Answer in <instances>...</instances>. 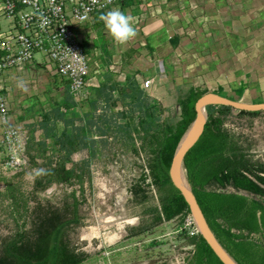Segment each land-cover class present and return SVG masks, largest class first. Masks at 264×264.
<instances>
[{
    "label": "rangeland",
    "instance_id": "obj_1",
    "mask_svg": "<svg viewBox=\"0 0 264 264\" xmlns=\"http://www.w3.org/2000/svg\"><path fill=\"white\" fill-rule=\"evenodd\" d=\"M138 1L142 7H149L145 11L140 8L139 16L134 11ZM180 1L127 0L130 2L127 8L121 10L118 5L114 9L125 15L137 13L141 19L134 18L133 26L138 32V23L151 18L159 7L164 13L179 17ZM147 11L151 14L146 15ZM93 28L90 36H84L83 44L95 59L104 53V43L110 35L107 32L99 35L100 30ZM139 34L144 37L140 31ZM126 47L120 45L118 49L123 51ZM3 80L8 98L7 129L15 136L14 142L0 141V237L14 231V217L17 224L28 228L36 205H60L63 200L69 201L67 195L73 190L79 201V213L84 215L83 224L69 234L71 243L87 255L80 264H159L185 254L192 247L182 217L150 226L138 221L144 209L156 204V188L148 172V154L135 147V142L138 146L141 143V134L135 130L140 113L130 111L122 97L114 91L91 94L84 89L83 101L76 104L80 118L74 119L72 126H65L52 109L67 110L73 104L66 87L50 72L42 69L7 72ZM157 107L153 103V116L158 113ZM222 122L252 161L264 163V110L239 114L231 108L224 112ZM119 124L129 130L130 138L122 136ZM61 129L71 130L74 136L73 149L67 157L62 147L66 149L69 145ZM54 165L72 170L69 182H51L44 189L36 188L34 180L41 176L35 177L34 170ZM3 179L14 193L10 202L1 195ZM261 200L264 202V198ZM112 234L115 236L108 241Z\"/></svg>",
    "mask_w": 264,
    "mask_h": 264
},
{
    "label": "trees",
    "instance_id": "obj_2",
    "mask_svg": "<svg viewBox=\"0 0 264 264\" xmlns=\"http://www.w3.org/2000/svg\"><path fill=\"white\" fill-rule=\"evenodd\" d=\"M129 4L123 0V6ZM100 15L101 12L94 15V27L102 24ZM177 41L178 38L173 37L172 45ZM63 86L73 108L54 107L52 110L65 126H72L73 120L80 118L76 110L78 103L70 95L67 82ZM243 87V84L238 87V95ZM141 88L133 72L124 83L113 81L110 73H106L102 82L90 87L89 91L91 94L114 91L124 99L130 111L140 113L135 130L141 134L142 149L149 156L147 167L158 202V206L150 205L145 209L152 214L150 226L189 213L182 196L169 182L167 170L176 144L193 120V103L206 89L177 87L178 118L159 124L158 115L153 116L155 102ZM204 108L203 131L182 160L185 179L208 226L228 254L238 264H264V202L261 200L264 198V163L252 161L234 134L223 127L222 116L231 109L229 106L207 104ZM237 112L255 114L258 111ZM45 123L43 119L42 124ZM118 127L122 128L120 124ZM61 131L69 145L66 149L62 147L67 157L73 149L74 136L71 130ZM121 132L124 138H130L129 130L122 128ZM45 170L47 174L34 180L38 189H44L51 182L68 183L72 176V170L63 165ZM3 182L1 195L10 202L15 198L14 193L8 181L3 179ZM67 196L69 201L63 200L60 205H36L28 228L17 224L14 217V231L0 237V264H80L87 257L69 238V234L83 224L84 215L79 213L74 191ZM188 243L192 251L185 264H222L198 233L190 235Z\"/></svg>",
    "mask_w": 264,
    "mask_h": 264
},
{
    "label": "crops",
    "instance_id": "obj_3",
    "mask_svg": "<svg viewBox=\"0 0 264 264\" xmlns=\"http://www.w3.org/2000/svg\"><path fill=\"white\" fill-rule=\"evenodd\" d=\"M141 5L138 1L134 10L138 16L142 9L149 10ZM179 6V17L159 7L151 18L138 23L137 30L144 37L138 31L123 51L103 22L95 26L99 35H110L103 56L121 64L110 73L111 79L124 83L131 72L139 85L148 79V86L141 89L158 105L159 124L178 118L177 87L206 89L244 102H264V0H181ZM137 13L132 17L137 18ZM173 37L178 38L175 45ZM106 73L105 66L98 68L91 85L97 86ZM135 145L142 149L140 142ZM138 217L143 225L151 223L152 214L145 209Z\"/></svg>",
    "mask_w": 264,
    "mask_h": 264
},
{
    "label": "built area",
    "instance_id": "obj_4",
    "mask_svg": "<svg viewBox=\"0 0 264 264\" xmlns=\"http://www.w3.org/2000/svg\"><path fill=\"white\" fill-rule=\"evenodd\" d=\"M123 0H0V141L14 142V132L7 129V96L3 76L7 72L42 69L67 82L68 91L78 104L84 99L83 90L97 87L91 78L98 68L116 72L121 64L108 61L103 54L93 59L84 47V36L93 31V19L115 7L127 8ZM86 19H81L85 17ZM77 54V55H75ZM39 55V59L34 56ZM148 79L140 81L145 88ZM14 144V143H13ZM189 235L197 233L189 213L182 217ZM192 247L185 254L172 256L168 264H185Z\"/></svg>",
    "mask_w": 264,
    "mask_h": 264
},
{
    "label": "water",
    "instance_id": "obj_5",
    "mask_svg": "<svg viewBox=\"0 0 264 264\" xmlns=\"http://www.w3.org/2000/svg\"><path fill=\"white\" fill-rule=\"evenodd\" d=\"M207 104L226 105L235 110L260 111L264 110V102H244L229 99L222 95L206 91L197 97L193 103L194 117L190 128H187L180 137L171 156L167 175L171 185L179 192L185 201L188 212L192 217L197 233L205 241L213 254L222 264H238L218 242L211 231L200 209L196 198L184 176L182 160L187 150L196 142L203 131L206 114L204 107Z\"/></svg>",
    "mask_w": 264,
    "mask_h": 264
},
{
    "label": "clouds",
    "instance_id": "obj_6",
    "mask_svg": "<svg viewBox=\"0 0 264 264\" xmlns=\"http://www.w3.org/2000/svg\"><path fill=\"white\" fill-rule=\"evenodd\" d=\"M93 2L95 3L96 0H93ZM81 19H86V16ZM99 20L104 23L105 28L116 44L125 45L137 35L136 29L133 26L134 18L131 15H125L119 9L110 10L100 15ZM45 174H47L45 169L34 170L35 177Z\"/></svg>",
    "mask_w": 264,
    "mask_h": 264
},
{
    "label": "bare ground",
    "instance_id": "obj_7",
    "mask_svg": "<svg viewBox=\"0 0 264 264\" xmlns=\"http://www.w3.org/2000/svg\"><path fill=\"white\" fill-rule=\"evenodd\" d=\"M115 235L112 234L111 236L107 237L108 241H110L112 239V237H114Z\"/></svg>",
    "mask_w": 264,
    "mask_h": 264
}]
</instances>
